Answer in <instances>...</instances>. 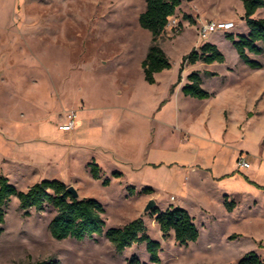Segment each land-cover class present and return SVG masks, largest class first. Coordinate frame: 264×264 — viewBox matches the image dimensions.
Instances as JSON below:
<instances>
[{
    "label": "rangeland",
    "instance_id": "rangeland-1",
    "mask_svg": "<svg viewBox=\"0 0 264 264\" xmlns=\"http://www.w3.org/2000/svg\"><path fill=\"white\" fill-rule=\"evenodd\" d=\"M145 9L146 0H0V174L22 191L43 179L73 185L78 198L104 205L106 228L142 218L161 244L160 261L151 260L145 243L118 252L105 235L57 239L53 206L26 215L13 196L1 225L0 264H130L134 255L141 264H238L252 252L264 262V189L257 188L264 186V53H249L261 63L253 68L227 36L249 32L243 2L182 0L170 18L180 26L158 40L172 67L156 84L141 66L152 44L139 24ZM255 17H264V7ZM202 19L235 26L201 38ZM205 42L226 60L185 68L186 75L200 73L210 100L177 96L159 109L183 56ZM71 111L82 121L77 133L60 128ZM241 156L252 166L236 168L238 177L212 178L234 169ZM92 157L105 169L99 179L89 172ZM113 169L124 176H112ZM150 186L156 190L143 191ZM226 191L239 203L236 214L224 209ZM151 199L159 209L186 207L199 238L183 245L173 231L164 236L152 210L145 211ZM234 231L240 234L229 238Z\"/></svg>",
    "mask_w": 264,
    "mask_h": 264
},
{
    "label": "trees",
    "instance_id": "trees-1",
    "mask_svg": "<svg viewBox=\"0 0 264 264\" xmlns=\"http://www.w3.org/2000/svg\"><path fill=\"white\" fill-rule=\"evenodd\" d=\"M244 6L243 18L249 28V32L235 39L233 34L227 36L232 40L239 57L249 63L253 68L261 67V63L251 59L249 53H264V17H255V13L264 7V0H242ZM182 0H146V9L139 16L141 27L152 33V44L142 62L145 80L155 83V74L164 69L171 68L170 59L165 50L159 45L158 40L166 31L170 17L174 16L180 7ZM187 18H192L187 16ZM226 57L216 44L205 42L200 49L193 48L182 58L179 67L178 81L187 63L195 64L199 61L205 63L224 62ZM209 75L215 72L207 71ZM188 82L182 90L185 95L199 99H208L212 93L203 87V79L198 71H192L187 76ZM174 88V86H173ZM90 173L93 178L101 177V169L96 162H91ZM119 171H114L113 176L120 177ZM247 179L252 183L248 177ZM110 179L105 178L103 184H109ZM68 184L59 179H43L34 183L26 191L19 190L5 175L0 174V234L1 226L5 221V206L13 196L20 200V206L24 213L29 214V209L42 210L51 205L56 214L50 222V231L53 237L65 239L68 237L83 240L94 236L105 235L118 252H123L133 244L145 243L151 260L160 261L159 251L161 244L154 240L147 232L145 221L136 218L123 227L106 228L103 217L104 205L95 198H76L68 191ZM264 189V186L257 184ZM143 191H153L152 188H144ZM226 201L228 209L233 208V201ZM155 221L164 236L174 232L178 243L186 245L196 241L200 231L194 222V217L183 207H170L166 210L154 208L152 210ZM37 264H52L50 260H43ZM130 264H141L138 256L130 259ZM238 264H264L256 253H249L238 261Z\"/></svg>",
    "mask_w": 264,
    "mask_h": 264
},
{
    "label": "crops",
    "instance_id": "crops-1",
    "mask_svg": "<svg viewBox=\"0 0 264 264\" xmlns=\"http://www.w3.org/2000/svg\"><path fill=\"white\" fill-rule=\"evenodd\" d=\"M258 12V11H257ZM256 12V13H257ZM256 13H255V15H256ZM143 60L144 59H142V61H141V66H142V62H143ZM105 62V61H104ZM181 63V62H180ZM171 67H172V65H171ZM179 67H180V65H179ZM142 69H143V66H142ZM165 70H167V69H164L163 71H161V72H157L156 74H155V79H156V81H155V83H152V84H156V82H157V80H158V76H159V74L160 73H162V72H164ZM187 70L188 69H186V68H184V70H183V72H182V77H181V80L180 81H178V76H179V68H178V74H177V77L175 78V79H173L172 80V82H171V84H170V86H169V95H170V98H166L164 101H162V103L160 104V107H159V109L163 106V104L164 103H166V105H168L169 104V102L172 100V98H174V97H192V96H188V95H185L184 94V92H183V90H182V88H183V86L188 82H186L185 81V78L188 76V75H186V73H187ZM207 71H211V70H207ZM143 72H144V70H143ZM213 72V71H212ZM189 74V73H188ZM144 77H145V75H144ZM151 84V83H150ZM173 86H174V88H173ZM213 95V94H212ZM212 97V96H211ZM210 97V98H211ZM196 98V97H195ZM210 98H208V99H201V101L203 100V101H209L210 100ZM199 99V98H198ZM83 104H85V103H83ZM166 105H164V107H167ZM85 106V105H84ZM81 108H83V107H81ZM82 123V121L81 120H77L76 119V125H75V128H74V130H73V133H77V131H78V128H80L81 126H80V124ZM75 131V132H74ZM91 162H97L96 161V159L94 158V157H92L91 159H90V161L88 162V166H89V164L91 163ZM149 163H151V162H145V164H149ZM98 165H100L99 163H97ZM151 164H155L156 165V163H151ZM252 165H250V167H251ZM207 170H210L211 172H212V168L211 167H205ZM236 168H238V172H239V170H243V169H245L246 167H240V166H236L234 169H232L231 171H220V172H218V173H212V178L213 179H216V180H219V181H222V179L223 178H226V177H238L240 174L238 173V172H236L237 171V169ZM100 169L102 170V169H104V167L103 166H100ZM114 171H119V172H121V176L120 177H118V178H121V177H123L124 176V172H122V171H120V170H118V169H113L112 171H111V175L113 176V172ZM89 172H90V169H89ZM101 173L102 174H104L105 175V169H104V171L102 172L101 171ZM243 173H245V172H243ZM91 174V173H90ZM246 174V173H245ZM92 176V175H91ZM247 177L250 179V176L249 175H247ZM106 178H109V177H106ZM105 179V178H104ZM110 179V178H109ZM251 180V179H250ZM133 185V184H132ZM153 190H156L155 188H153L152 186H150ZM256 187V186H255ZM257 188H259V187H257ZM259 189H261V188H259ZM173 197V196H172ZM171 197V199H172V201L174 202V200H175V197H174V199ZM225 200H227V201H233L234 203H233V208L232 209H228V207H227V205H226V201ZM157 203V202H156ZM158 204V203H157ZM222 204H223V206H224V209L226 210V212H229V213H231V214H236L237 213V211H238V209H239V203H238V201L234 198V193L233 192H231V193H229L228 191H226V192H224L223 193V196H222ZM256 204V201H254V203L253 204H251V203H249L248 204V207L249 208H252L254 205ZM172 205H173V203H172ZM173 207H183V208H186V207H184L182 204H179V203H176V205H173ZM168 208H170V207H165L164 209H161V210H166V209H168ZM187 209V208H186ZM201 209L203 210V211H205V212H207V209L205 208V207H203V206H201ZM188 210V209H187ZM189 211V210H188ZM190 212V211H189ZM191 213V212H190ZM193 217H194V215L193 214H191ZM240 217V220H244V221H246V219L248 218V216H247V213H243L242 215H240L239 216ZM194 220H195V217H194ZM238 234H240L239 232H237V231H234V232H232L230 235H229V238H236L237 237V235ZM259 243H260V246H264V240L263 239H259Z\"/></svg>",
    "mask_w": 264,
    "mask_h": 264
},
{
    "label": "built area",
    "instance_id": "built-area-1",
    "mask_svg": "<svg viewBox=\"0 0 264 264\" xmlns=\"http://www.w3.org/2000/svg\"><path fill=\"white\" fill-rule=\"evenodd\" d=\"M171 18V17H170ZM180 23L177 19L170 20L167 24V28L179 27ZM235 26L233 21H217L213 19H202L200 25L198 26V33L201 38H207L212 32L217 30H230ZM77 113L74 111L69 112L67 115V120L60 125V128L64 131H72L76 125ZM238 166L240 167H250L251 163L244 157L241 156L238 159ZM174 199V197H172Z\"/></svg>",
    "mask_w": 264,
    "mask_h": 264
},
{
    "label": "water",
    "instance_id": "water-1",
    "mask_svg": "<svg viewBox=\"0 0 264 264\" xmlns=\"http://www.w3.org/2000/svg\"><path fill=\"white\" fill-rule=\"evenodd\" d=\"M190 1V0H188ZM68 191L76 198L79 197V193L77 191V189L73 186V185H69L68 186ZM157 206L156 200L155 199H151L148 204L145 207V211H150L153 210L155 207Z\"/></svg>",
    "mask_w": 264,
    "mask_h": 264
}]
</instances>
